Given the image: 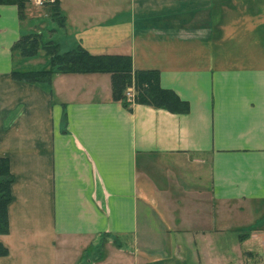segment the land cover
Masks as SVG:
<instances>
[{"label":"crops","instance_id":"0c3cea01","mask_svg":"<svg viewBox=\"0 0 264 264\" xmlns=\"http://www.w3.org/2000/svg\"><path fill=\"white\" fill-rule=\"evenodd\" d=\"M59 3L63 26L0 4V156L14 175L0 264L84 251L86 264H264V241L243 237H264V0ZM30 30L130 54L189 110L127 108L108 73H56L52 93L13 79L11 47Z\"/></svg>","mask_w":264,"mask_h":264},{"label":"trees","instance_id":"16d2710c","mask_svg":"<svg viewBox=\"0 0 264 264\" xmlns=\"http://www.w3.org/2000/svg\"><path fill=\"white\" fill-rule=\"evenodd\" d=\"M32 0H0V4H16L19 16L26 18V10ZM43 6L48 8L50 17L64 25V18L60 11L59 0L46 1ZM14 56V67L11 77L15 80L45 86L52 93V78L56 73H108L111 77L112 97L120 101L127 108L133 102L161 107L173 112H187L189 104L178 94L162 87L157 70H135L132 57L128 53L94 54L77 46L68 50H61L59 43L43 31L30 30L22 34L11 47ZM44 53L47 65L43 68H23L21 60L34 58ZM128 87H133V97L125 93ZM14 175L10 169V161L6 156H0V234L9 232L8 205L12 200L11 185ZM247 242L257 241L263 244L264 237L244 235ZM9 252L8 247L0 242V256Z\"/></svg>","mask_w":264,"mask_h":264},{"label":"rangeland","instance_id":"374dc122","mask_svg":"<svg viewBox=\"0 0 264 264\" xmlns=\"http://www.w3.org/2000/svg\"><path fill=\"white\" fill-rule=\"evenodd\" d=\"M31 3H33L32 1H31ZM34 4V3H33ZM35 5V4H34ZM40 8H41V11H39V12H42L43 10H47V8L45 7V6H39ZM38 12V13H39ZM50 12V11H49ZM34 13H35V15L37 14V11L34 9ZM44 13V12H43ZM43 13H41V14H43ZM45 21L48 23V20L45 18ZM45 23H42V24H40V25H38L36 28H39L40 26H43ZM25 68H32V69H35V68H43L44 67V65L42 64V60H39V61H34V62H30V63H27V65L26 66H24ZM130 88H133V87H128L127 88V90L125 91V93L127 94L128 93V91H129V89ZM92 252L93 251H90V252H87V251H84V252H82V256L84 257V258H82V257H80V261H84V262H79V264H86V261L88 260V257L90 258L91 257V254H92ZM78 264V263H77Z\"/></svg>","mask_w":264,"mask_h":264},{"label":"built area","instance_id":"2783aa9c","mask_svg":"<svg viewBox=\"0 0 264 264\" xmlns=\"http://www.w3.org/2000/svg\"><path fill=\"white\" fill-rule=\"evenodd\" d=\"M33 1V3L34 4H36V5H38V6H43L44 5V3L46 2V1H52V0H32ZM128 96L130 97V98H132L133 97V95H132V93H131V90L129 89V91H128Z\"/></svg>","mask_w":264,"mask_h":264}]
</instances>
